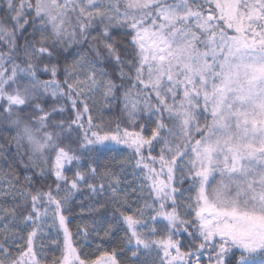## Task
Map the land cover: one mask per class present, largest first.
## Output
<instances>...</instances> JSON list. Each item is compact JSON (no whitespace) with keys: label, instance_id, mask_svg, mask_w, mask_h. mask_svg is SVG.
<instances>
[{"label":"snow or ice","instance_id":"snow-or-ice-1","mask_svg":"<svg viewBox=\"0 0 264 264\" xmlns=\"http://www.w3.org/2000/svg\"><path fill=\"white\" fill-rule=\"evenodd\" d=\"M0 140V264H264V0H0Z\"/></svg>","mask_w":264,"mask_h":264},{"label":"trees","instance_id":"trees-1","mask_svg":"<svg viewBox=\"0 0 264 264\" xmlns=\"http://www.w3.org/2000/svg\"><path fill=\"white\" fill-rule=\"evenodd\" d=\"M62 79V77H61ZM0 143H6L2 140H0ZM13 153H8L9 156H11ZM119 159V157H118ZM25 162H26V158H25ZM14 166L18 169V171H20L21 173H23V164H21L20 160L17 159L15 162H14ZM0 169H4L5 171L7 170V165L5 164V161L3 159H0ZM130 171V170H129ZM71 173H69L70 175ZM0 175H3V172H0ZM124 180H128V181H131L132 180V177L130 175L128 176H124L122 177ZM123 187V185H122ZM89 194L88 192L85 190L83 193L81 194H77L76 197H75V204L76 205H79V203L81 201H83V204H84V209H85V212L87 211L88 209V200L84 199V197H87ZM81 209L79 206H76L73 208V211L71 214L69 213H66L65 215L69 217V228L72 230V231H75V228H76V225L78 223H82V219L79 215ZM85 218H87L85 216ZM52 239H55V233H54V230L50 229L48 227V224L46 223L44 225V228H43V232L41 234L38 235L37 239H36V244L39 246L41 245L42 243L47 245L51 242ZM61 239H62V235H61ZM49 256L52 255L51 252L48 253Z\"/></svg>","mask_w":264,"mask_h":264}]
</instances>
